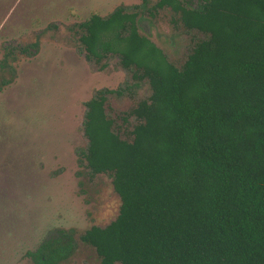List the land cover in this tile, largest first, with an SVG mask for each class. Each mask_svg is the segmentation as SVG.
Listing matches in <instances>:
<instances>
[{
  "label": "trees",
  "instance_id": "16d2710c",
  "mask_svg": "<svg viewBox=\"0 0 264 264\" xmlns=\"http://www.w3.org/2000/svg\"><path fill=\"white\" fill-rule=\"evenodd\" d=\"M158 13L190 35L179 63L141 32L140 19ZM76 32L98 69L116 56L148 87L117 115L108 96L120 90L83 102L78 162L107 174L119 198L113 219L78 234L97 264H264V0H140L93 12ZM12 48L1 71L12 68ZM71 233L55 228L23 256L60 264Z\"/></svg>",
  "mask_w": 264,
  "mask_h": 264
},
{
  "label": "rangeland",
  "instance_id": "374dc122",
  "mask_svg": "<svg viewBox=\"0 0 264 264\" xmlns=\"http://www.w3.org/2000/svg\"><path fill=\"white\" fill-rule=\"evenodd\" d=\"M138 3L0 0V59L7 46L14 56L11 69H0V79H10L0 87V264H29L23 252L55 228L70 230L75 243L60 264L98 263L78 234L113 219L119 198L107 174H90L78 162L77 151L86 145L83 102L99 88L120 90L108 96L109 113L117 115L146 96L148 87L144 81L134 85L116 56L102 69L88 61L76 23L93 12L104 16L116 6ZM140 29L173 63L181 62L192 44L162 13L145 14ZM31 44L29 53H17Z\"/></svg>",
  "mask_w": 264,
  "mask_h": 264
},
{
  "label": "flooded vegetation",
  "instance_id": "af4514ba",
  "mask_svg": "<svg viewBox=\"0 0 264 264\" xmlns=\"http://www.w3.org/2000/svg\"><path fill=\"white\" fill-rule=\"evenodd\" d=\"M142 19V18H141ZM141 19H140V22H141Z\"/></svg>",
  "mask_w": 264,
  "mask_h": 264
}]
</instances>
